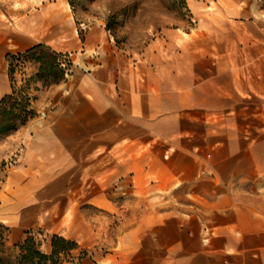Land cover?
Returning a JSON list of instances; mask_svg holds the SVG:
<instances>
[{
    "label": "rangeland",
    "instance_id": "1",
    "mask_svg": "<svg viewBox=\"0 0 264 264\" xmlns=\"http://www.w3.org/2000/svg\"><path fill=\"white\" fill-rule=\"evenodd\" d=\"M7 5L8 53L23 51L15 35L29 36L32 17L38 15L40 38L52 40L42 42L68 52L73 66L60 85L33 88L37 115L0 136V218L10 227L0 228L5 232L4 239L0 236L5 249L0 264L17 263L15 243L27 230L34 231L45 251L53 233L76 239L80 247L64 264H78L82 251L86 254L81 264H124L131 252V229L145 214L183 206L173 194L181 189L138 184V179L155 174L132 167L131 149L141 143L131 142V118L124 112L110 114L111 119L120 116L116 128L107 122L99 130L103 124L97 122L93 129L99 135L67 138L72 158L64 168L53 167L50 160L47 164L38 153L35 133L63 112L65 102L75 104L74 96L69 99L75 71L88 73L106 63L114 90L133 65L146 66L150 73L157 70L169 84L176 80L180 86L216 73L222 83L230 78L232 109L248 115L240 117L241 123L249 122V128L261 133L256 127L264 126L258 117L264 111V95L251 96L238 86L241 76L254 82L253 71L264 65V0H7ZM16 8H23V17L13 11L10 16ZM48 17L54 25L47 23ZM67 20L69 26L64 25ZM87 37L93 41L86 49L81 40ZM261 49L262 56L256 55ZM33 73L31 65L19 67L15 82L22 84ZM22 194L26 201L18 200Z\"/></svg>",
    "mask_w": 264,
    "mask_h": 264
},
{
    "label": "crops",
    "instance_id": "2",
    "mask_svg": "<svg viewBox=\"0 0 264 264\" xmlns=\"http://www.w3.org/2000/svg\"><path fill=\"white\" fill-rule=\"evenodd\" d=\"M12 11L24 16L23 8L11 10L10 16ZM8 19L7 0H0V98L11 90ZM32 20L29 36L15 35L22 50L52 41L40 38L39 16ZM46 21L55 24L50 17ZM92 41L87 37L81 43L86 48ZM108 66L99 63L98 70L71 74L69 99L74 96V106L65 102L63 112L35 133L34 143L47 164L50 160L53 167L64 168L72 158L67 138L97 136L107 122L118 127L114 125L120 116L111 119L113 112L131 118V142L141 143L131 149L132 167L155 174L138 179V184L181 189L173 194L183 206L145 214L131 229V252L124 264H264V126L256 127L260 133L249 122L241 123L240 117L248 115L232 109L230 78L222 83L215 73L180 86L176 80L169 84L157 70L150 73L146 66L133 65L114 90ZM253 72L254 82L241 76L238 87L251 96L264 95V65ZM263 115L258 116L262 121ZM97 122L103 124L98 131L93 129ZM18 200L26 201L23 194Z\"/></svg>",
    "mask_w": 264,
    "mask_h": 264
},
{
    "label": "trees",
    "instance_id": "3",
    "mask_svg": "<svg viewBox=\"0 0 264 264\" xmlns=\"http://www.w3.org/2000/svg\"><path fill=\"white\" fill-rule=\"evenodd\" d=\"M185 1V0H183ZM9 62V77L12 90L0 98V136L17 130L37 115L33 106L32 89L47 88L67 78L73 66V60L68 52L54 48L46 42L36 43L23 51L7 53ZM31 65L34 73L22 84L15 82V73L19 67ZM40 82L42 87L37 86ZM0 228L9 230L10 227L0 220ZM5 232H0L4 239ZM0 251H5L4 242L0 243ZM19 250L16 264H64L73 256V250L80 247L76 239L59 233H53L50 238V250L42 248V241L38 240L33 230H27L22 240L15 243ZM85 251L79 256L81 264ZM4 260L0 256V263Z\"/></svg>",
    "mask_w": 264,
    "mask_h": 264
}]
</instances>
